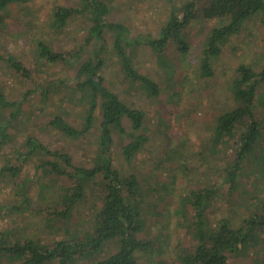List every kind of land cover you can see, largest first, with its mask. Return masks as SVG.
<instances>
[{
	"label": "rangeland",
	"instance_id": "obj_1",
	"mask_svg": "<svg viewBox=\"0 0 264 264\" xmlns=\"http://www.w3.org/2000/svg\"><path fill=\"white\" fill-rule=\"evenodd\" d=\"M104 1L110 7L109 21L124 24L135 36H156L169 17L171 6L182 9L189 0ZM193 1L197 3V10L203 9L208 3V0ZM56 5L80 6L79 0H31L28 4L14 5L0 13L3 22L0 24V92L8 100L14 101L22 100L27 91L36 89L26 96L18 120L10 127V141L0 144V205H23L21 193L28 200L22 211L0 212V233L10 231V237L14 240L34 238L47 246L57 240H65L75 230L78 233L89 231L92 213L96 211V205L100 204L96 196L102 193L100 187L93 186L87 202L77 204L73 218L69 223H63L67 230L63 225L57 227L53 222L45 225L43 217L36 211L39 205L45 203L38 198V194H45L48 204L50 202L59 206V191L62 187L55 189L52 186L56 182H65L63 178L57 179L40 167L46 157L38 154L26 160L15 177L2 172V168L10 166V161L23 151V142L29 136L37 137L50 150L69 152L76 164H94L92 154L95 152L96 130H93L92 135L72 141L47 125L51 113L64 110L67 122L80 127L85 106L78 101L80 93L72 86L62 84L58 88L54 81L57 78L65 83L73 80L78 64L87 56L80 47L88 37V15H76L65 27L55 30L51 28L50 20ZM181 12L178 11L180 15ZM227 20L194 19L183 34L188 53L178 56L176 45L169 43L165 49L170 64L167 68L158 64L156 54L148 47L133 51L132 61L136 69L161 87L156 98H148L140 91L130 90L112 51V39L109 34L106 36L107 46L102 53L105 64L101 72L105 84L146 113L143 132L148 142L131 163L117 161L119 147L128 141L126 136L118 139V136H114L110 146L115 157L113 167H120L125 174L137 176L142 197L147 202L146 215L151 216L148 217L146 239L155 243L157 251L141 254L143 264H160L161 261L176 263L177 247L179 251L193 250L196 245L190 226L193 210L188 208L187 222L175 213L181 199L190 189L212 185L216 188L217 193L206 209L207 226L213 229L221 219L228 220L234 228L241 227L252 213L257 214L261 202L264 203V163L259 160L244 162L238 188L227 193L223 169L231 162L234 139L216 146L212 143L216 118L220 113L236 107L230 86L236 77L237 66L244 64L259 71L264 63V26L261 23L262 13H258L246 20L239 32L220 46V54L211 59L212 77L199 76L202 49L208 35L213 28L225 24ZM37 41L44 42L59 54H77L68 61L46 63L37 55ZM8 55L16 57L30 71L29 79L22 78L8 67L5 61ZM45 86L51 91L49 102L39 97L40 89ZM259 92L264 95V83ZM67 95L74 100H68ZM254 112L261 128V138L255 152L258 157L261 154L264 156V104L258 101ZM4 113L8 114V110H4ZM45 183L50 187L46 188L43 185ZM255 234L258 243L246 252L239 250L237 253H227L229 262L264 264V228L256 229ZM113 250L108 246L103 255ZM3 263L17 264L10 259H4ZM76 264H91V260L84 259Z\"/></svg>",
	"mask_w": 264,
	"mask_h": 264
},
{
	"label": "trees",
	"instance_id": "obj_2",
	"mask_svg": "<svg viewBox=\"0 0 264 264\" xmlns=\"http://www.w3.org/2000/svg\"><path fill=\"white\" fill-rule=\"evenodd\" d=\"M30 1L0 0V13L11 6L25 5ZM79 5L78 8L54 6L50 26L59 30L74 16L88 15L90 23L88 37L80 47L87 56L78 64L73 80L65 83L57 78V81H54L58 88L66 84L80 93L78 101L85 105L81 126L77 127L67 122L64 110L51 113L47 125L72 141L92 135L93 130H96L95 152L92 154L94 164H76L69 152L50 150L37 137L29 136L23 142V151L10 161V166L2 168V172L15 177L26 160L38 154L47 158L40 167L57 179L63 178L65 182H56L52 186L55 189L59 188L58 186L62 187L59 191L61 199L59 206L50 202L48 204L45 194H38V198L43 199L45 203L43 206L39 205L36 211L43 217L45 225L53 222L57 227L63 225L62 227L66 228L64 224L73 218L76 205L87 202V196L93 186L102 189L101 195L96 196L100 204L96 205V211L92 213L89 231L78 233L75 230L65 240H57L49 246L41 244L34 238L14 240L10 237V231L0 233V264H4V259L16 261L17 264H76L77 261L84 259L91 260V264H143L140 260L141 254H153L157 251L155 243L146 239L148 217L151 216L146 215L147 202L142 197L137 176L133 173L125 174L120 167H113L115 157L110 146L114 136H118L117 139L121 136L128 138L117 152V161L128 164L146 145L148 137L143 132L145 111L134 106L133 101L130 104L121 94L107 86L101 74L105 64L102 53L107 46L108 34L112 39V51L119 61L127 86L130 90L140 91L148 98H156L161 87L133 65L134 50L148 47L156 54L158 64L167 68L170 64L165 49L169 43L176 45L178 56L188 53V45L183 34L194 19L227 18L225 24L211 30L202 49L199 76L209 78L213 75L211 59L220 54V46L227 38L237 34L246 20L262 13L261 23L264 26V0H208L207 5L201 10H197V3L193 0L186 1L182 9L172 5L165 25L156 36L150 34L135 36L124 24L109 21L107 17L110 14V7L104 0H79ZM181 10L180 15L178 11ZM2 23L0 19V24ZM36 47L38 57L46 63L68 61L77 54L56 53L42 41H37ZM5 61L8 67L22 78H30V71L16 57L8 55ZM263 83L264 63L259 71L248 65L239 64L236 68V77L230 86L236 107L220 113L215 120L213 145L228 143L234 139L231 162L223 169V180L228 185L227 193H232L238 188L244 162L259 160L264 163L263 154L255 156L261 138V128L254 112L258 101L264 104V95L259 92ZM49 87L45 86L39 91V97L45 102H49L51 95ZM35 90L27 91L22 100L14 101L8 100L0 92V144H7L10 141V127L18 120L26 96ZM62 97L64 98V94ZM66 97L68 100H74L70 95ZM4 110H8V114H5ZM43 185L46 188L50 187L46 183ZM216 193V188L212 185L208 188L190 189L184 195L175 213L187 222L188 208L193 210V222L190 226L196 245L192 251L183 249L179 251L177 247L178 261L176 263L161 261L160 264H233L229 262L227 253H237L239 250L246 252L248 248L258 243L255 230L264 228V203L261 202L257 214L252 213L241 227L234 228L228 220L221 219L213 229L207 226L206 209ZM21 195L23 205H0V212L24 210L28 200L25 194ZM108 246L114 250L103 255Z\"/></svg>",
	"mask_w": 264,
	"mask_h": 264
}]
</instances>
